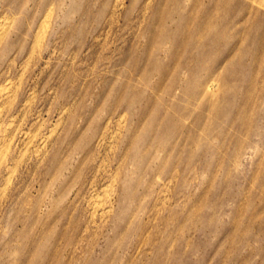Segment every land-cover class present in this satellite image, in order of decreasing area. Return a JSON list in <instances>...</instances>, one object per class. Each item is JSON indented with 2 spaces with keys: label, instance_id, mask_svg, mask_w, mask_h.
<instances>
[{
  "label": "rangeland",
  "instance_id": "obj_1",
  "mask_svg": "<svg viewBox=\"0 0 264 264\" xmlns=\"http://www.w3.org/2000/svg\"><path fill=\"white\" fill-rule=\"evenodd\" d=\"M0 20V264H264V0Z\"/></svg>",
  "mask_w": 264,
  "mask_h": 264
},
{
  "label": "bare ground",
  "instance_id": "obj_2",
  "mask_svg": "<svg viewBox=\"0 0 264 264\" xmlns=\"http://www.w3.org/2000/svg\"><path fill=\"white\" fill-rule=\"evenodd\" d=\"M47 16V15H46ZM46 19V18H45ZM43 20V23L45 24L46 22V20ZM5 21V20H4ZM3 20H0V35H2L1 33H3L4 34V32L6 31V21L4 22ZM8 22V21H7ZM9 24V23H8ZM8 24H7V26H8Z\"/></svg>",
  "mask_w": 264,
  "mask_h": 264
}]
</instances>
